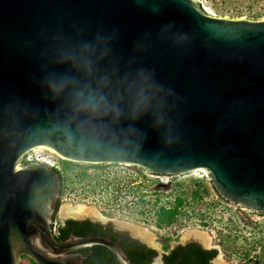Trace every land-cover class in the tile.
<instances>
[{"label":"water","instance_id":"water-1","mask_svg":"<svg viewBox=\"0 0 264 264\" xmlns=\"http://www.w3.org/2000/svg\"><path fill=\"white\" fill-rule=\"evenodd\" d=\"M77 95L109 116L75 112ZM35 147L157 175L203 169L221 199L264 213V18L197 0H0V264H81L93 245L131 264L108 237L57 240L59 174L19 167Z\"/></svg>","mask_w":264,"mask_h":264},{"label":"rangeland","instance_id":"rangeland-1","mask_svg":"<svg viewBox=\"0 0 264 264\" xmlns=\"http://www.w3.org/2000/svg\"><path fill=\"white\" fill-rule=\"evenodd\" d=\"M201 3L203 10L215 16L239 18L247 17L250 19L264 18V0H197ZM204 177L200 179L199 177ZM191 180V181H190ZM207 178L202 173L181 174L173 177L161 176L156 178L155 181H148V184L153 182V186L156 188L158 197H161L163 202L167 200L171 201L173 198V185L175 182H183L184 189L190 190L194 188L198 182H203L208 188V192L204 194L206 200L201 199L196 204L187 199L185 205L182 207V220L186 222L176 223L170 227H166L161 230H157L153 226H146L139 216L137 218H125L116 213L110 211H99L100 216L89 213L83 216L75 218H90L92 220H101L104 222H110L114 227L127 231L134 237L140 239L142 242L150 247L157 249V254H161L163 244L167 243L169 247L180 244L184 241H196L203 245L205 248H211L212 246H218L219 255L228 264H242L244 259L242 254L248 248L251 243L256 244V249L250 254L249 264H264V217H260L249 210H240L235 206L225 204L219 199L218 195ZM189 197V196H188ZM69 204H62L57 209L56 219L59 220L60 212L64 214V206ZM93 207V206H91ZM94 208V207H93ZM230 209L228 214L223 213L224 210ZM208 219L209 226L201 227L198 225V220ZM136 225V226H135ZM260 225L261 228L255 227ZM131 227H147L154 237V243L152 244L147 239L142 238L137 233H133L134 230ZM199 230L207 233L210 236V244H205L201 239L191 236L189 238H183V234L188 230ZM135 232V231H134ZM160 241L161 244H158ZM157 245H156V244ZM263 249V250H262ZM255 255H260V263H256L254 259ZM213 264H217L212 261ZM21 264H33L31 259L22 256ZM221 264V263H220Z\"/></svg>","mask_w":264,"mask_h":264},{"label":"trees","instance_id":"trees-1","mask_svg":"<svg viewBox=\"0 0 264 264\" xmlns=\"http://www.w3.org/2000/svg\"><path fill=\"white\" fill-rule=\"evenodd\" d=\"M61 170H56L60 177V191L59 196L56 201L55 210L53 213L52 219V227L56 221V212L60 205V195L64 189V180L67 177L66 173H75L77 177H87L90 174V171L94 170H103L107 167L106 164H88L82 165L81 163L72 162L69 160H62ZM204 179V178H200ZM191 181V180H190ZM208 181V180H206ZM210 183V181H208ZM210 186L213 187L210 183ZM214 189V188H213ZM188 190L184 189L183 182H175L173 185V198L170 201L163 202L161 197H155L153 199L154 203L152 202L153 208V217L151 220V207L146 202V194L139 191L138 201L142 207L141 214H142V221L145 225L153 226L157 230L164 229L166 227H170L173 225H177L176 223L179 222H186L182 220V207L185 205L187 199L192 200L195 204L203 199L205 196L204 194L208 192V188L203 182H198L197 185L190 190V193L187 192ZM215 191V189H214ZM216 192V191H215ZM189 196V197H188ZM264 214V213H263ZM259 214V215H263ZM69 223L75 224V230L73 231V235L76 236H85L87 234L93 233L98 226L97 223H92L90 220L81 221V223H77L76 221H69ZM57 224V223H56ZM198 225L201 227L209 226L208 223L205 222H198ZM102 227V226H101ZM255 227L261 228L260 225ZM105 228V227H102ZM70 229V225L69 228ZM106 231L111 232L108 228H105ZM64 228L60 227L59 225L56 226V233L54 234L57 240L66 239L68 236ZM117 233L111 235V238L115 239L117 237ZM122 238L119 242L121 248L127 255L131 264H153V259L157 255V251L153 248L148 247L145 243L141 242L138 239L130 238L125 234H121ZM256 249V244L251 243L245 252L242 254V258L244 262L242 264H249L250 254L253 250ZM264 249V247H263ZM262 249V250H263ZM163 250L168 251L167 253L163 254L162 263L161 264H213L212 259L217 254L216 248H205L200 243L196 241H189L185 244H177L174 248L169 249L167 243L163 244ZM83 254H87V258L83 260L82 264H106L111 257L108 249L102 245H93L90 248H86L82 250ZM89 251H92L89 253ZM264 251V250H263ZM256 263H260V255H255L254 259ZM33 263V261H32ZM34 264V263H33Z\"/></svg>","mask_w":264,"mask_h":264},{"label":"built area","instance_id":"built-area-1","mask_svg":"<svg viewBox=\"0 0 264 264\" xmlns=\"http://www.w3.org/2000/svg\"><path fill=\"white\" fill-rule=\"evenodd\" d=\"M62 160L65 159L47 148L35 147L23 154L19 167L21 168L29 163L36 162L51 167L54 170H61ZM81 164L88 165L89 163ZM106 165L107 167L105 169L90 171L91 173L88 174L89 176L82 179L81 177H77L75 173H66L65 175L67 177L64 180V189L60 195V202L62 204L83 203L86 206H93L99 211L116 213L121 217L137 218L139 216L142 218V207L138 201L139 191H141L146 194V202L151 207L149 218V220H151L154 208V206L152 208V202L154 203L153 199L158 197V195L155 194L156 188L152 187L153 182L150 186L148 181H155L156 178L161 176H178L151 174L131 164L115 163ZM195 172L202 173L205 176V179H208L204 170H194L185 174H192ZM199 178L204 177L200 176ZM216 196L219 197L218 195ZM203 199L206 200V197ZM219 199L227 205L235 206L240 210H245L224 201L220 197ZM228 212H230V209L223 211V213L228 214L229 217L231 212ZM253 213L260 214L257 212ZM259 216L263 218L264 214ZM198 222L210 224L208 219L204 218L201 220L199 219ZM52 231L54 234L56 233V222L52 227ZM157 243L161 244L160 241H157Z\"/></svg>","mask_w":264,"mask_h":264},{"label":"flooded vegetation","instance_id":"flooded-vegetation-1","mask_svg":"<svg viewBox=\"0 0 264 264\" xmlns=\"http://www.w3.org/2000/svg\"><path fill=\"white\" fill-rule=\"evenodd\" d=\"M54 213V212H53ZM57 213V212H56ZM60 216L61 217H59V220H57L56 219V226L57 225H59L60 227H62V228H64L65 229V231L67 230V232L66 233H68L67 235L69 236L70 234H72L73 233V231L75 230V227H76V225L75 224H72V223H69V221H76L77 223H81V221H84V220H90L92 223H97L98 224V226H96V229H95V231L93 232V233H90V234H87V235H92V236H102V237H108V238H110V239H112V240H114V241H116V242H118V244H119V242H120V240H121V238H122V236H121V234H125V236L127 235L128 237H130V238H134V239H138V238H136V237H134L133 235H131L130 233H128L127 231H124V230H121V229H118V228H116V227H114L113 226V224L112 223H110V222H104V221H101V220H92V219H90V218H82V219H80V218H75V217H78V216H73V215H69V214H63V213H61L60 212ZM81 216H83V215H81ZM53 217V216H52ZM69 225H70V229H67V228H69ZM105 227V228H108L111 232H109V231H106V229L105 228H102V227ZM118 234L117 235V237L115 236V239L114 238H111L112 236L111 235H113V234ZM87 235H85V236H87ZM67 236V237H68ZM66 237V238H67ZM138 240H140V239H138ZM141 241V240H140ZM142 242V241H141ZM144 243V242H143ZM120 245V244H119ZM147 245V244H146ZM177 245V244H176ZM175 245V246H176ZM121 246V245H120ZM148 246V245H147ZM175 246H173V247H169V249H172V248H174ZM148 247H150V246H148ZM150 248H153V249H155V247H150ZM82 250H85V249H80V250H78V252H80V253H82L83 254V251ZM156 251H157V249H155ZM92 251H89V253H91ZM168 251H164L163 249H162V251H161V254H159V255H161V263H162V257H163V254H165V253H167ZM110 253V252H109ZM111 254V253H110ZM84 255V254H83ZM87 255V254H86ZM158 256V254L156 255V257ZM111 257L112 258H110L109 259V261L106 263V264H116V262L114 261V258H113V256L111 255ZM87 258V257H86ZM85 258V259H86ZM154 260V259H153ZM82 264V263H81Z\"/></svg>","mask_w":264,"mask_h":264},{"label":"bare ground","instance_id":"bare-ground-1","mask_svg":"<svg viewBox=\"0 0 264 264\" xmlns=\"http://www.w3.org/2000/svg\"><path fill=\"white\" fill-rule=\"evenodd\" d=\"M202 170L203 169H198V171H202ZM89 213H93L101 217V214L95 208L91 206H86L83 203L69 204V205L64 206V214H69L73 216H81V215L89 214ZM131 229L135 231V232L133 231V233H137L139 236H141L144 239H147L152 244L154 243V237L147 227H142V228L141 227H131ZM191 236L201 239L205 244H210V236L205 232L195 229V230H188L183 234V238H189ZM221 264H228V263L225 262L223 259H221Z\"/></svg>","mask_w":264,"mask_h":264},{"label":"clouds","instance_id":"clouds-1","mask_svg":"<svg viewBox=\"0 0 264 264\" xmlns=\"http://www.w3.org/2000/svg\"><path fill=\"white\" fill-rule=\"evenodd\" d=\"M141 79L146 81L147 77L141 75ZM65 86V82L61 81L58 83H54L52 85V89L55 92H59L62 91ZM74 111L85 115L88 119H103L105 117H108L110 114V111L108 107L103 103V100H97L93 102L92 97L81 100L80 95H77V102L75 103Z\"/></svg>","mask_w":264,"mask_h":264}]
</instances>
